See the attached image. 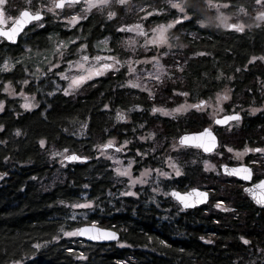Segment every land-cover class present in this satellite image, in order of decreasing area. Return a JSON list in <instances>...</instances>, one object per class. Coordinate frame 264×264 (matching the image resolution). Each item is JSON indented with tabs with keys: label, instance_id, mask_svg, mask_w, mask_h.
<instances>
[{
	"label": "trees",
	"instance_id": "1",
	"mask_svg": "<svg viewBox=\"0 0 264 264\" xmlns=\"http://www.w3.org/2000/svg\"><path fill=\"white\" fill-rule=\"evenodd\" d=\"M213 2L230 3L224 11L233 16L241 13L238 6L243 5L246 22L252 25L243 31L223 29L216 22V12L200 0L193 18L175 24L169 32L176 47L165 58L171 74L153 103L168 104L174 90L187 91L194 100L207 99L228 84L233 90L234 110H242L243 122L228 134H218V147H259L264 140V110L254 116L245 110L264 104V23L253 25V16L264 8L254 0ZM132 4H112L93 12L73 29L48 16L44 27L27 33L28 44H0V64L4 58L15 64L10 72L0 71V100L4 101L0 113V141H4L0 143V264H264V208L250 202L235 178L220 171L206 172L199 163L185 167L172 186L179 191L198 186L208 191L209 200L181 210L161 198L151 202L149 194L120 196L109 163L94 156L97 145L122 137L131 127H142L143 121L144 129L154 128L158 138L168 144L181 134L202 130L207 125L204 119L196 114L177 120L144 118L143 112L136 116L134 109L132 122H139L137 126H120L117 110L139 106L148 111L152 103L144 94L121 87L122 73L97 78L76 96L58 92L50 98L47 93L54 91V75H45L26 88L29 94L37 95L38 107L30 111L20 108V98L5 95L4 84L19 88L25 68H45L59 41L76 40L68 46L71 58L81 43L93 51L96 44L109 38L112 49L125 57L117 29L144 15L141 8L145 12L164 9L144 19L146 26L167 23L180 15L167 0H133ZM108 12L116 15L109 19ZM200 20L203 26L197 22ZM21 58V63H15ZM17 130L20 135H16ZM40 139L45 140L43 148ZM64 149L66 154L87 157V161L60 166L51 153H64ZM52 175L56 181L53 186L46 185ZM83 201L93 202L94 210L80 220H71L70 205ZM218 201L221 208L215 207ZM91 223L116 232L118 241L92 243L64 235ZM241 237L249 243L244 244ZM36 243L42 244L39 250L32 247Z\"/></svg>",
	"mask_w": 264,
	"mask_h": 264
},
{
	"label": "rangeland",
	"instance_id": "2",
	"mask_svg": "<svg viewBox=\"0 0 264 264\" xmlns=\"http://www.w3.org/2000/svg\"><path fill=\"white\" fill-rule=\"evenodd\" d=\"M132 1L133 0H128L127 4L124 6L125 7H128L129 5L133 6ZM176 2L182 3L183 0H176ZM51 3H52V0H31V6H34V8L30 7V10L34 12L37 8H41L45 21L48 19V16H50L51 17L50 19H53V21H55L56 23L63 24V26H65L67 29L75 28L84 19H79L76 24L70 25L66 18H70L74 15L78 17H87L93 12H97V11L101 12V11L108 9L112 4L118 5L115 2V0H109L107 5L100 4L96 7L89 8L88 5L85 3V0H80L79 3L73 5L72 7H67V5H65V7L62 9L54 10L55 13H58V15H56L54 13H49L46 11V7L50 6ZM41 5L45 7L42 8ZM20 6H23L22 8L27 7L28 5L26 4V0H8V4L6 6V11H5V24L2 27L8 28L7 26H10L11 23H13V21L8 20L7 17L8 16L16 17L18 15ZM118 6H121V5H118ZM210 8H212V10L216 12L217 14L216 22L223 29H226V28L228 29V27L225 26L226 24L240 25L243 27V29L247 28L249 25H252V24H248L249 21L246 22V20H248L247 12L246 13L241 12L238 15L233 16L231 15V13H227V11L225 12L224 11L225 8L223 7L219 9V12L214 7H210ZM258 12H261V11H258ZM257 13L253 16V25L254 24L260 25L264 23V19H260L257 17ZM107 16L109 17V12L107 13ZM143 16L144 15H142L141 17ZM224 17H226L227 19L224 20L223 19ZM136 18L137 19H133V21H131L130 23L126 25H134L137 23L141 24L143 31L146 33V36L138 35V31H134V32L121 31V40L119 43V47L122 50H124L125 53L127 54L125 57L117 54L112 49V47L109 45V38H104L102 40V41L106 40V44L101 43L102 41L99 44H96L94 46L93 51H90L88 48H86L85 50H83L82 53H77L76 51V49L78 48L77 47L74 51V57H71V58L69 57V55L71 56L72 52H70L69 51L70 49L67 48L63 50L65 53L63 57H58L56 53H53L52 57L49 60H47V61L56 62L57 59H59L60 64H59L58 69L54 68L51 72H48L47 69L49 67V64L46 62V66L43 69L34 68L32 71L30 70H28L27 72L24 71L25 72L24 79H27L29 83L27 85H24L21 82L19 88H16L15 86L10 85L11 90L15 93H20L21 90H23L24 94L27 97H29L30 102L36 105V107H33L30 109V110H34L38 107L37 95L35 93L29 94L27 92L26 88L29 85H33L37 83L45 75H54V78H53L54 91L49 92L51 93V95L47 93V96L50 98L58 92L64 94V89L68 87V84L72 76L87 74L89 69L97 68L99 64L103 62V61H93L91 57H94L97 55L101 57H105L107 55H114L122 62V65L118 66L119 71L113 72L111 70H108V71H103V73L100 75H92L91 79L86 80L78 88L69 89L68 95L76 96L80 94L82 88L86 84L92 82L93 80L97 78L110 76V75H114L117 73H122L124 77L123 85L125 87L144 94L145 96L150 98L149 99L150 102L153 103L155 96L161 93V85L163 81L166 80L171 74L170 67L168 66V64H166L165 58L173 54V52L176 49L175 44H171L172 42L169 36V32L174 26L172 28H166L165 36L167 37V41H168L167 44H161L159 47L155 45H150V44L145 45V40L149 37H152L153 35L151 29L156 28L158 25H161V24L166 26L168 22L156 24L153 26H146L145 21L141 20L139 16H137ZM45 21H42V23H44ZM124 41H134L135 43L134 45H128V44L123 43ZM169 44L172 45V47H168ZM133 47L135 49L134 51H133ZM108 49H112V51L109 52ZM82 54H86L90 58L88 61L83 62V67L82 68H77V67L69 68L67 61L68 60H71L73 62L80 61V57ZM152 56H156L158 58L159 64L163 66L162 69L157 66H154L155 62H152V61H149L148 63L143 62L144 60ZM129 58H131V61H132V68H133L132 72H129L128 70L129 64L126 63V61H128ZM136 60H141L142 62L139 64H136L135 63ZM261 62L264 64V59H261ZM37 69H39V71H37ZM10 71H5V72H10ZM57 71L63 72L65 76L69 77V79L65 80V79H62L60 76L55 75ZM149 73H152L153 75L158 74L160 76L159 81H157L156 79H153V77L150 76ZM130 80L138 84L139 87L137 88L130 87L128 85V81ZM258 83H261V81H258ZM145 88L148 91H145L144 90ZM149 92L152 93L151 96H149ZM4 93L8 98H20V104H19L20 108L23 111H30L28 109L21 107V105L26 102L23 96L8 95L6 92ZM180 93H183V92L179 90L172 91L171 97H168L169 99L168 104L166 103L164 105H159L156 103H153V104L151 103L148 107L149 109L148 111H145L143 108L139 106L135 108H130L128 110H117L116 114L117 112H120L124 116L123 120L118 119L120 126L121 124H127L133 121L132 115L135 114V110H137L135 114L136 116L137 114H139V112L141 113L144 112V115H147L148 117H160L163 119H168V118L169 119H179L183 117H192L193 114H196L200 120L204 119L205 121H207V125L204 128L209 127L210 129H215L214 123H213L214 120L222 118L228 114H231V113H228V109H229L228 107L233 101V92L228 84H225L221 88L220 92L215 93L209 99L204 100L205 103L203 105H200L199 109L188 107L189 105L199 104V102L189 101L190 100L189 95L184 96V95H180ZM217 94H220L221 97L226 94L228 96V99L227 100L220 99L218 101ZM181 105H184L185 108L178 112H172L173 109H177ZM233 105L235 104L233 103ZM153 107L157 109L166 110L168 113H171V114H164L161 111H157L154 113L152 112ZM253 109H256V111H253ZM263 110H264V104L261 105V107L251 106L247 108L245 111L248 114L254 116ZM2 111L3 110H0V113H2ZM241 111H237L236 113L241 114ZM235 127L236 125L227 126L226 129L224 130V133L225 134L230 133ZM203 130H200V131H203ZM129 132L131 134H124V133L122 134L125 136V139H123L122 141H118L117 138H112L113 144L117 148H119L124 143L125 140L128 141V144L124 145V148L121 150V152H118L114 149L100 150L99 146L106 143L109 140L108 139L105 142L96 146L95 151L97 152V154L94 156H96V158L98 159L105 160L106 162L109 163V167L112 169L114 183H116V185L119 186L120 196H131V195L121 194L125 191H128L130 186L128 183V177L118 175L116 169L118 168L123 169L124 167H127L128 161L133 160L134 162L130 169L131 176L133 179H135L136 177H139L140 173L144 169H149L150 174L143 178L147 182L144 184L136 183L135 185H132L131 191L137 193V195H135L134 197H139L140 194L142 195L149 194L150 195L149 198H151V202H154L155 198H161L163 202H167V203L171 202L170 193L176 187H173L172 184L170 185L169 182L182 176L185 171L184 169H186L185 167L190 166L191 164L194 165V164L199 163L206 172H214V173L219 174V171H220L219 168L221 165H228L229 162L232 163L229 166L244 164L246 160L245 158L248 155L254 154L253 152L244 153V149L246 147L249 148L248 146L243 147V148H236L233 145L224 144L222 149H219L220 148L219 146L214 152L211 153V155L208 154L209 156H203L197 149L181 147L177 142V139L180 137V135L170 140L168 144H164L166 140L164 138L159 139L158 134L154 128L144 129V127H140L137 129L135 127H131ZM141 137H144V139H141ZM136 147H141V149L133 152ZM229 148L232 149V151H228ZM262 148H264V146ZM249 149H252V148H249ZM53 152H56V150H53ZM137 152H140L141 154L147 153V155L140 156V155H137ZM237 153H243V155L237 156ZM189 155L191 156L193 155V157L189 158ZM149 156H152L151 164L149 162H144V159L148 158ZM55 157L57 158L58 164L61 160H63V157L61 155H57ZM155 158L157 159V163L154 162ZM261 158H264V154L258 152L253 159H261ZM219 160H221L222 163L218 165L217 161ZM205 162H207V166ZM170 164H175L179 168L180 173H181L179 176L175 174V171L173 168L170 167ZM155 170H159L162 172H168L169 176L167 177L159 176L157 174V171ZM259 172L262 173V171L260 170ZM55 181H56V178L55 176L52 175L51 177H49V182L46 183V185L53 186ZM154 188H158L159 191L154 192L153 191ZM194 188L203 190L198 186H195ZM165 193H169V194L165 195ZM146 198L148 197L146 196ZM85 202H91V201H83L79 203L83 204ZM171 203L168 205L175 206V204L172 205ZM91 205L92 206L89 208L70 207L72 210L71 220L77 221V220L82 219V217L84 218L83 216L84 213L86 212L90 213L94 210V203L91 202ZM75 236L77 237V235Z\"/></svg>",
	"mask_w": 264,
	"mask_h": 264
},
{
	"label": "snow or ice",
	"instance_id": "3",
	"mask_svg": "<svg viewBox=\"0 0 264 264\" xmlns=\"http://www.w3.org/2000/svg\"><path fill=\"white\" fill-rule=\"evenodd\" d=\"M80 0H52V3L50 6L46 7V11L49 13H54L56 15H58V13H55L54 10L56 9H62L65 7V5H67V7H72L73 5L79 3ZM109 2V0H85V3L88 5L89 8L91 7H96L100 4L103 5H107ZM115 2L118 5L124 6L127 4L128 0H115ZM205 2L207 3V5L209 7H214L216 8V10L219 12V9L221 7L223 8H228L231 7L232 5L230 3H223V4H219V3H214L213 0H205ZM199 3L200 0H185L184 3H180V2H176V0H167V4L171 9H176L180 15L177 16L174 20L168 22V24L165 26L163 24L158 25L156 28L151 29L153 35L152 37H149L145 40V45H155L157 47H159L161 44H167V37L165 36V31L166 28H172L175 24H180L185 20H191L193 18V16L195 15V13L199 10ZM254 3L257 6H260L262 8H264V0H254ZM8 4V0H0V38H3L11 43H15L16 42V38L17 35L21 32V30L24 28L25 25H27L30 22H36L38 27H44L42 21H43V13L41 11V8H37L34 12L30 10L31 7V0H26V4L28 5L25 8H22L19 10L18 15L16 17H12V16H8L7 19L8 20H12L13 23L11 24V27L5 29L4 27H2L5 24V11H6V6ZM41 7H45L43 5H41ZM164 9H152L151 11H146L141 8L140 11L144 12V16L140 17L141 20L147 19V17L152 16L153 14H159L160 12H162ZM238 11L240 12H245L246 13V9L244 8L243 5L238 6ZM116 13L115 12H109V19H111L113 16H115ZM257 17L260 19H264V11L258 12L257 13ZM86 17H78V16H72L70 18H66L68 23L70 25H74L78 22L79 19H85ZM224 20H226L227 18L224 17ZM198 23L201 24V26H203L204 22L202 20L197 21ZM228 28H234L236 31H243V27L240 25H232V24H226L225 25ZM117 31H128V32H134V31H138V35L141 36H146V33L143 31L142 29V25L137 23L134 25H122L120 28L117 29ZM49 39L51 40V37H49ZM101 43H105L106 44V40L102 41ZM123 43L128 44V45H134V41H124ZM75 44V40L73 39H69L67 42L65 41H59V43L55 44L53 52L56 53L58 55V57H63L64 56V49H67L69 45H74ZM168 47H172V45H168ZM87 48V45L84 43H81L79 45V47L76 49L77 53H82L83 50H85ZM134 47H133V51H134ZM147 50V49H145ZM25 51H31L30 49H25ZM109 52L112 51V49H108ZM163 54V53H162ZM205 53H199V55H204ZM21 60H16L15 63H21ZM90 58L89 56H87L86 54H82L80 57V61L77 62H73L71 60L67 61V64L69 65V68L71 67H77V68H82L83 67V62L88 61ZM91 59L93 61H103L102 63L99 64V66L97 68H91L88 70L87 74H81V75H77V76H72L71 80L68 84V87L64 89V94L68 95L69 94V89H74V88H78L81 84H83L86 80L91 79L92 75H100L103 73V71H108L111 70L113 72H117L119 71V67L120 65H122V62L114 55H107L105 57H101L99 55L91 57ZM253 60H255L256 58L253 57ZM261 59H264V57H261ZM149 61L155 62L154 66H157L159 68L162 69V65L159 64V60L156 56H152L146 60H144V63H148ZM49 64V67L47 69L48 72H51L54 68L58 69L59 68V64H60V60L57 59L56 62H52V61H46ZM141 60H136L135 63L139 64L141 63ZM126 63L129 64V72L133 71L132 68V61L131 58H129L128 61H126ZM15 66V64L13 62H11L10 58H4L3 63L0 64V71H10L13 67ZM179 69V66H178ZM25 72L28 71L27 68L24 69ZM37 71H39V69H37ZM239 71V69H238ZM55 75L60 76L62 79L68 80L69 77L65 76L63 72L57 71L55 73ZM150 76L153 77V79H156L157 81H159L160 76L157 75H153L152 73H149ZM219 78V77H217ZM229 79H231V77H229ZM29 83V81L27 79H24L22 81V84L27 85ZM128 85L132 88H137L139 87L138 84L132 82L131 80L128 81ZM124 85H121V87H123ZM145 91H148L146 88L144 89ZM3 91L6 92L8 95H21L24 97L25 99V103H23L21 105L22 108L28 109L30 110L33 107H36V105L34 103H31L29 100V97H27L23 90H21L20 93H15L11 90L10 88V84L9 83H5L4 87H3ZM227 91V90H226ZM151 92H149V96H151ZM49 95H51V93H49ZM180 95H184L187 96L188 93L183 92L180 93ZM217 98L218 101L220 99L223 100H227L228 96L225 94L222 97L220 96V94H217ZM205 102L203 100H201L199 102V104H193V105H189L188 107L191 108H196L199 109L200 105H203ZM4 107V101L0 100V110H3ZM105 109H107L109 107V105L105 104L104 105ZM138 107V106H137ZM185 106L181 105L179 108L177 109H173L172 112H178L182 109H184ZM157 111H161L164 114H171L168 113L166 110L163 109H157L155 107L152 108V112H157ZM253 111H256V109H253ZM117 118L120 120L124 119V116L120 113L117 112ZM230 120H235V121H239L240 120V115L239 113H235L234 115H228L225 116L222 120L221 119H217L214 121L215 124H224L227 121ZM82 127H86V124H82ZM3 126L0 125V130H2ZM16 135H20V131L17 130ZM151 135V134H149ZM209 136L212 137V133L209 131L208 128H205L203 130V132L199 133L198 136ZM141 139H144V137H141ZM191 137L189 136H183L180 137V144H185L186 142H190L191 141ZM214 140L215 138L212 137V145L209 146V144L203 143L201 142L198 146L202 147L204 149L205 152H208L211 150V147H214ZM0 143H4V141H0ZM39 144L41 146V148H43L45 146V140L44 139H40L39 140ZM128 144V141L125 140L124 143L117 148V151H121L124 148V145ZM113 146V140L109 139L106 143L100 145L99 147L102 149H107L109 147ZM67 149H64V153H67ZM228 151H232V149H228ZM247 152H259L264 154V148H245L244 149V153ZM64 153H57V152H52L51 155L52 156H57V155H61L63 157L64 161H82L87 159V157H82L79 155H76L75 153L71 154V155H67ZM137 155H147V153H143L141 154L140 152H137ZM243 155V153H237V156ZM8 158L5 157V160H7ZM133 160H129L127 167H124L123 169H116L118 175L120 176H126L128 177V183H129V190L125 191L123 193H121L122 195H131V196H135L137 195L136 192L131 191V186L135 185L136 183L139 184H144L147 181L145 179H143L144 177L148 176L150 174V170L149 169H144L141 173L139 177H136L135 179L132 178L131 176V172L130 169L132 167L133 164ZM264 162V158L261 159H253L252 161H250L248 166L245 165H241L240 167H235V168H231L229 169L227 166H221L225 173L228 175H236V176H240L242 177V179L244 180H250L252 178V172L253 169L251 167V165H258L260 163ZM206 166H207V162H205ZM170 167L174 169L175 174L177 176H179L180 170L179 168L175 165V164H170ZM157 171V174L159 176H169L168 172H162L159 170H155ZM35 179V177H34ZM87 187V186H85ZM255 188H260V189H264V179H259L258 178V182L255 183L253 185V187L250 188H246L245 191L252 193L255 196L254 193V189ZM154 192L159 191L158 188H154L153 189ZM169 193H165V195H168ZM170 195L172 197H174L181 206L183 207H190L192 206L193 203H199L202 202L203 200L207 199V193L205 192H201L198 191L196 188H192L190 191L185 192V193H180L176 190H172ZM195 197V199L193 200L192 198ZM256 203L259 204H264V196H261L259 199H256ZM72 208H89L91 207V202H85L83 204L81 203H73L70 205ZM222 206V202L218 201L217 204L215 205V207L217 208H221ZM224 210H229V209H224ZM95 233H99V234H95ZM65 236H74V235H89L90 238L92 239H115L116 238V234L114 232H106L100 229H96L95 225L93 224L91 227H86V228H78L75 229L74 231H65L64 232ZM53 239H56V237H53ZM203 239V237L201 238ZM241 240L243 241L244 244H248L249 242L247 240H245L243 237H241ZM161 244H164L165 242L163 240L160 241ZM32 247L36 250H39L42 247V244L40 243H36L33 244ZM14 264H20L19 261H15Z\"/></svg>",
	"mask_w": 264,
	"mask_h": 264
},
{
	"label": "water",
	"instance_id": "4",
	"mask_svg": "<svg viewBox=\"0 0 264 264\" xmlns=\"http://www.w3.org/2000/svg\"><path fill=\"white\" fill-rule=\"evenodd\" d=\"M34 22V21H33ZM31 23V22H30ZM29 24V23H28ZM27 24V25H28ZM27 25H25L24 26V28L27 26ZM9 27H11V25L9 26ZM8 27V28H9ZM23 28V29H24ZM5 29H7V28H5ZM23 29L21 30V32L23 31ZM20 32V33H21ZM19 33V34H20ZM18 34V35H19ZM17 35V36H18ZM17 39V38H16ZM7 41V40H6ZM9 42V41H8ZM231 115H234V114H231ZM228 116V115H227ZM225 117V116H224ZM224 117H222V118H219V119H223ZM217 120V119H216ZM215 121V120H214ZM230 121H234V120H230ZM230 121H227L226 123H224V124H215V125H217V126H224V125H226L228 122H230ZM209 129V128H208ZM209 131L212 133V137H214L215 138V140H214V147H211V150L210 151H208V152H205L204 151V149L202 148V147H199L198 145L201 143V142H203V143H206V144H209V146H211L212 145V143H213V141H212V137H209V136H207V135H205V136H198V134L199 133H201V132H203V131H201V132H199V133H190V134H183V135H181L180 137H183V136H189V137H191L192 139H191V141L190 142H186L185 144H180V137L178 138V140H177V142H178V144L179 145H182V146H188V147H198L201 151H202V153L203 154H206V155H208V154H211L215 149H216V147H217V145H218V140H217V137L213 134V132L209 129ZM101 150H106V149H102V148H100ZM107 149H116V147L113 145V146H111V147H109V148H107ZM68 155H71V154H68ZM77 155V154H76ZM87 161V159H85V160H82V161H64V160H61L60 162H59V165L60 166H65V165H67V164H71V163H79V162H86ZM221 166H227L229 169H231V168H235V167H240V166H229V165H221ZM220 166V173L222 174V175H224V176H228V177H232V178H235V179H237V180H239V181H241V182H249L250 180H244V179H242V177H240V176H236V175H228V174H226L225 173V171H224V169L222 168ZM2 176H0V178H1ZM253 185L254 184H252L251 186H247V187H245L244 189H243V193L247 196V198L250 200V202L255 206V207H257V208H264V204H259V203H256V199H259L261 196H264V189H260V188H255L254 189V193H255V196L252 194V193H249V192H246L245 191V189L246 188H250V187H253ZM197 189V188H196ZM191 190V189H190ZM190 190H188V191H190ZM198 191H201V192H205V193H207V199L206 200H203L202 202H199V203H193L192 204V206H190V207H183V206H181L180 205V203L174 198V197H172L171 195H170V197L174 200V201H176L179 205H180V207L183 209V210H186V209H193V208H196V207H199V206H201V205H204V204H206L207 202H208V200H209V194H208V191H206V190H200V189H197ZM188 191H186V192H188ZM179 192V191H178ZM180 193H182V192H180ZM183 193H185V192H183ZM182 193V194H183ZM193 200L195 199V197H193L192 198ZM92 225H84V226H80L79 228H86V227H91ZM95 228L96 229H100V230H103V231H106V232H114V231H112V230H108V229H102V228H99V227H97V226H95ZM115 234H116V238L115 239H111V238H109V239H103V238H101V239H92V238H90V236L89 235H77V237L79 238V239H81V240H85V241H88V242H92V243H114V242H117L118 241V239H119V235L116 233V232H114ZM95 234H99V233H95Z\"/></svg>",
	"mask_w": 264,
	"mask_h": 264
},
{
	"label": "flooded vegetation",
	"instance_id": "5",
	"mask_svg": "<svg viewBox=\"0 0 264 264\" xmlns=\"http://www.w3.org/2000/svg\"><path fill=\"white\" fill-rule=\"evenodd\" d=\"M43 21H45L44 20V16H43ZM12 24V23H11ZM7 27H9V26H7ZM5 28V27H4ZM39 27L37 26V24H36V22H31V23H29L24 29H23V31L17 36V39H16V42L15 43H11V42H8V41H6L5 39H3V38H0V44H28L27 43V38H25L26 36H27V33L30 31V30H37ZM261 88L262 89H264V84L262 83L261 84ZM231 90H232V88H231ZM174 91H176V90H174ZM221 91V89H219V90H215L213 93H212V95H214L215 93H218V92H220ZM181 92H186V93H188L187 91H181ZM232 92H233V90H232ZM188 95H189V97H190V94L188 93ZM211 95V96H212ZM210 96V97H211ZM209 97V98H210ZM209 98H207V99H209ZM207 99H200V100H194V99H192V98H190V100L189 101H193V102H200L201 100H207ZM171 103V102H170ZM229 109H228V113H231V114H235L238 110H234L235 109V107L233 106V104L231 103L230 105H229V107H228ZM231 114H228V115H231ZM142 115H143V117L145 118L146 117V115H144V112L142 113ZM240 115V114H239ZM227 116V115H226ZM148 118H150V117H148ZM183 118H186V117H183ZM179 119H182V118H179ZM168 120H177V119H169L168 118ZM243 121H242V119H241V116H240V120L237 122V121H230V122H228L226 125H224V126H217V125H215L214 124V127H215V129H210L209 127H206V128H209L212 132H213V134L217 137V140H218V134H221V133H223L224 132V130L226 129V127L227 126H229V125H236V127L237 126H239L241 123H242ZM139 122H136L135 124L133 123V122H129V123H127V125H136V124H138ZM213 123H214V121H213ZM141 125H142V127H144L145 125H144V121L141 123ZM137 126V125H136ZM205 129V128H204ZM203 130V129H202ZM199 132H201V131H197V132H190V133H199ZM190 133H184V134H190ZM123 134V133H122ZM124 134H131L129 131H127V132H125ZM181 135H183V134H181ZM180 135V136H181ZM118 139V141H122L123 139H125V136L123 135L122 137H120V138H117ZM178 140V139H177ZM114 145V144H113ZM218 145H219V140H218ZM218 145H217V147H216V149L218 148ZM115 146V145H114ZM181 147H183V148H191V149H197L203 156L204 155H206V154H203L202 153V151L198 148V147H188V146H182V145H180ZM264 146V140H263V143L259 146V147H249V148H262ZM116 147V146H115ZM116 149H117V147H116ZM115 149V150H116ZM141 149V147H136L135 149H134V151L133 152H135L136 150H140ZM215 149V150H216ZM214 150V151H215ZM117 151V150H116ZM213 151V152H214ZM118 152H121V151H118ZM258 152H256V153H254V154H252V155H248L245 159V163L244 164H239V165H235V166H241V165H245V166H248L249 165V163H250V161H252L253 160V158L256 156V154H257ZM137 158H139V157H137ZM151 158H152V156H149L148 158H146V159H144V162L145 161H148L150 164H151ZM252 158V159H251ZM143 162V163H144ZM139 164V163H138ZM251 167H252V169H253V172H252V178L250 179V181L249 182H241V181H239V180H237L239 183H240V187H241V189H242V192H243V189L245 188V187H247V186H251L252 184H255V183H257L258 182V178L259 179H264V162H262V163H260V164H258V165H251ZM263 169V170H262ZM259 170L260 171H262V173H260L259 172ZM169 184L171 185L172 184V181H170L169 182ZM175 187V186H174ZM173 190H176V191H179L177 188H174ZM179 192H186V191H179ZM171 199V202H173L174 204H176V206L179 208V209H181V210H183L181 207H180V205L176 202V201H174L172 198H170ZM95 225V226H97V227H99L98 225H96L95 223H91V224H89V225ZM99 228H101V227H99ZM102 229H104V228H102ZM108 230H110V229H108Z\"/></svg>",
	"mask_w": 264,
	"mask_h": 264
}]
</instances>
